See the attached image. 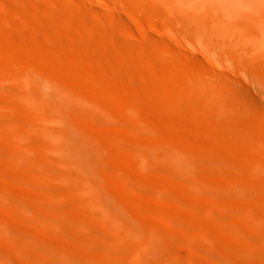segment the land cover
<instances>
[{
    "label": "rangeland",
    "instance_id": "374dc122",
    "mask_svg": "<svg viewBox=\"0 0 264 264\" xmlns=\"http://www.w3.org/2000/svg\"><path fill=\"white\" fill-rule=\"evenodd\" d=\"M157 1L0 0V231L12 232L0 240L1 251L8 253L2 251L1 261L43 264L15 253L26 252L24 239L34 237L62 254L52 258L55 264L64 254L89 255L93 264H131L125 246L142 248L156 218L168 239V264L201 259L199 264H264V90H256L262 109L253 110L255 103L246 104L239 84L218 78L229 74L247 83L238 66L242 47L238 55L225 38L217 52L195 40L178 42L177 17L162 12ZM151 34L157 44L149 41ZM164 40L172 45L170 51ZM198 61L207 69L200 64L201 71ZM26 81L29 92L22 84ZM49 100L65 103L61 112L75 133L72 143L87 156H74L67 145L69 161L59 160L61 143L50 145L56 130L41 121L54 118ZM36 137H44L43 143ZM45 145L49 150L57 145L59 156L53 148L42 152ZM101 203L109 207L107 217L96 209ZM73 205L81 215L68 223L69 210L61 209ZM115 210L126 216L121 232L126 221L139 222V239L126 240L119 233L120 246L108 244L104 235ZM14 212L22 221L21 239L7 227L11 221L5 222ZM23 225L28 228L22 230ZM11 234L17 239L8 240ZM10 247L15 252L9 253ZM105 249L116 250L123 260L102 257ZM207 257L212 261L204 262Z\"/></svg>",
    "mask_w": 264,
    "mask_h": 264
},
{
    "label": "bare ground",
    "instance_id": "6f19581e",
    "mask_svg": "<svg viewBox=\"0 0 264 264\" xmlns=\"http://www.w3.org/2000/svg\"><path fill=\"white\" fill-rule=\"evenodd\" d=\"M100 1H102V2H104L105 0H100ZM157 1V0H156ZM158 2V8L162 11V12H164V13H170V14H172V15H174V16H176L177 17V21H176V24H177V26H178V28H179V30H180V34H181V37L180 36H178V35H176V37L177 38H179V39H176L177 41L178 40H181V41H178V42H181V43H189L190 44V41H194L195 40V44H197V42H198V44H200V43H202V44H204L205 46L206 45H209V48L211 47L210 45H212L213 46V49L216 47L217 49H216V52L218 51V49L220 50V49H223L224 48V41H226L225 39H227V41H226V43H231L232 44V46L231 47H234L235 49V51H237V54L239 55V51H241V50H238V48L240 49L241 47H242V51H241V53H240V55H239V57H240V59H242V62L240 63L239 62V58H237L236 57V55H235V57L238 59V61H237V59H236V61L237 62H235L236 63V65L238 64V63H240L241 65H238V66H241V68L243 67L244 68V74L243 75H241V76H244V79H246L247 78V81L245 80L244 82H247L246 84H242L243 83V81L241 82L240 80V82L237 80V78H236V76L234 77V78H236V79H234V78H232L231 77V75H229V74H221L220 76H218V78L221 80V81H227L228 80V83L229 82H233V83H237V84H239L240 86L238 87V88H240L242 91H243V95H245L246 96V100H245V96H244V100H245V102L247 101V102H249V104H251V103H255V105H254V107H256L257 106V104L256 103H258L259 102V100H261V99H259L258 97H260V96H257L256 95V90H257V88L258 89H262V90H264V0H158L157 1ZM90 3V2H89ZM106 3V2H105ZM114 7H116V6H114ZM88 8H90L89 6H88ZM208 25L210 26L211 25V30L208 28ZM208 28V29H207ZM204 29H205V31H206V29H207V31H209L210 33H208L207 31V33L204 31ZM153 30L156 32V34H158V35H163V33H162V31L160 30V29H158V27L156 28H153ZM18 34V33H17ZM148 36V35H147ZM150 37L148 38V37H146V38H148L149 39V41H151V43L152 44H157L158 43V38L155 36V35H153V34H151V35H149ZM225 38V39H224ZM224 39V40H223ZM173 40H175V38L173 37ZM175 40V41H176ZM146 41H148V40H146ZM223 41V42H222ZM165 46H166V49L167 50H169L170 51V48L172 47V45L167 41V40H164L163 42H162ZM183 43V44H184ZM225 43V44H226ZM191 44H192V42H191ZM228 49V48H227ZM227 49H225V50H227ZM232 50H233V48H231ZM245 49V50H244ZM233 50V51H234ZM227 51H229V50H227ZM226 51V52H227ZM243 51H245V52H243ZM220 52H224V51H220ZM230 53V52H229ZM243 53V54H242ZM221 54V53H220ZM219 54V55H220ZM225 54V56H227V54L226 53H224ZM243 63H245V64H247V67H244V66H242V64ZM197 64H201V62H199L198 61V63ZM198 65V66H199ZM202 65V64H201ZM201 65L199 66V67H201ZM203 66V65H202ZM203 68H205V69H207L205 66H203ZM243 68H242V70H243ZM201 69H202V67H201ZM204 69H202L201 71H203ZM239 70V69H238ZM241 70V71H242ZM237 71V70H236ZM246 72H252V76H254V77H252V78H249V74H247V76H246ZM202 73V72H201ZM25 75V74H24ZM219 75V74H218ZM234 76V75H233ZM241 76H239V78L238 79H240V77ZM26 77V76H25ZM25 77L23 76V77H21V79H25ZM242 79H243V77H241ZM23 79V80H24ZM241 79V80H242ZM243 79V80H244ZM7 80V79H6ZM32 80H34V79H32ZM37 82V81H36ZM232 83V84H233ZM22 84H24L23 86H25L26 87V90H27V92H29L28 91V89H27V87L29 88V85H27V81L25 82V83H23L22 82ZM29 84V83H28ZM52 85V84H51ZM253 86H255V87H253ZM49 88H51V87H49ZM49 88H47V89H49ZM25 89V88H24ZM33 89V88H32ZM239 89V90H240ZM25 90V91H26ZM34 90V89H33ZM53 90H54V88H53ZM240 90V91H241ZM24 91V92H25ZM46 91V90H45ZM242 91H241V93H242ZM258 91V90H257ZM54 92V91H53ZM234 92V91H233ZM31 93H32V91H31ZM31 93H26V94H31ZM34 93V92H33ZM33 93H32V95H33ZM49 93H51L52 94V91H50ZM235 93V92H234ZM22 94V93H21ZM25 94V93H24ZM23 94V96L24 97H22V98H24L25 100H27V98H25V97H29L28 95H24ZM46 94H48V93H46ZM55 94V93H54ZM259 94V93H258ZM32 95L30 96V97H32ZM36 94H34V96H35ZM37 95H38V97L40 96V93L38 94L37 93ZM42 95V94H41ZM49 95V94H48ZM43 97H44V95H42ZM41 96V97H42ZM51 96H53V95H51ZM263 96H264V93H263ZM37 96H36V98H38ZM50 97V96H49ZM54 97V96H53ZM262 97V96H261ZM260 97V98H261ZM46 98V97H45ZM44 98V99H45ZM52 98V97H51ZM55 99L54 100H56V98L57 97H54ZM68 98V97H67ZM185 98V97H184ZM188 98V97H187ZM29 99V98H28ZM33 99V98H32ZM48 99V98H47ZM47 99H45L46 101H47ZM50 99V98H49ZM259 99V100H258ZM59 100V99H58ZM262 100H264V98H262ZM261 100V101H262ZM50 101V100H49ZM62 101H64V100H62ZM66 101H68V100H66ZM66 101H64V102H66ZM70 101V100H69ZM45 102V101H44ZM43 102V103H44ZM51 102V101H50ZM52 102H53V100H52ZM51 102V104L50 105H48L47 107L49 108V110L50 111H52L53 113H54V118L53 119H48L47 117H43V119L41 120V118H40V120L45 124V125H47V127H49L50 128V130L51 129H54V130H56L55 131V133L54 134H51L52 136L54 135V139L53 138H50V139H52L51 140V144L50 145H52V144H56L57 142L56 141H54V140H58V142L59 143H61V147H63V148H60L61 149V154H60V159L59 160H64V161H69V157H67L66 155V151H65V149H66V146L68 145H70L71 146V149L70 150H68V152H70L71 151V153L74 155V156H77V157H79V156H84L83 154H85L86 153V151L84 150H82V149H80L79 147H77V145L75 144V143H72V141H73V139H74V134H73V136H72V134L70 133L71 131H70V127L68 128V126L66 125V122L65 121H68V120H64V119H66V118H64V116L62 115V112L64 111L63 110V105L65 104H59L58 103V105H56V104H54V103H52ZM59 102H60V100H59ZM184 102L185 103H187L188 101L187 100H184ZM237 102V101H236ZM246 102V104H248ZM47 103H48V101H47ZM46 103V104H47ZM63 103V102H62ZM67 103H69V102H67ZM72 103H73V101H72ZM71 103V104H72ZM263 103H264V101H263ZM260 104H261V102H260ZM252 105V104H251ZM251 105H248V106H250V107H252ZM44 106V105H43ZM68 106V105H67ZM261 106L262 107H264V104H261ZM47 107L45 108L46 110H47ZM258 107V106H257ZM257 107L256 108H254L253 110H255L256 109V111H257ZM260 107V106H259ZM259 107H258V110H259ZM262 107H260L261 109H262ZM65 109V108H64ZM264 109V108H263ZM66 110V109H65ZM62 111V112H61ZM184 111V110H183ZM263 111V110H262ZM182 112V111H181ZM47 113H49V114H51L48 110H47ZM65 114V113H64ZM51 115H53V114H51ZM68 116V115H67ZM30 118V117H29ZM68 118V117H67ZM31 120H32V118H30ZM34 123H36L35 122V120L33 121ZM41 122V123H42ZM44 124H43V126H44ZM70 124V123H69ZM33 125V124H32ZM36 125V124H35ZM45 127V126H44ZM33 128V127H32ZM34 130H36V129H34ZM49 129H47V131H48ZM75 131V130H74ZM73 131V132H74ZM38 132V131H37ZM35 133V131H34V133L35 134H37L38 135V133ZM78 132H79V130H78ZM77 132V133H78ZM40 133V132H39ZM50 133V132H49ZM49 133H46L45 134V136L44 137H46V139H48V140H46L45 141V143L47 142V144H48V142H49V138H47V136H50L49 135ZM33 134V133H32ZM34 134V135H35ZM36 135V136H37ZM41 135V134H40ZM82 135V134H81ZM39 136V135H38ZM42 136V135H41ZM41 136H40V138H41ZM44 137H42V141H44L43 139H44ZM75 137H78V135H76ZM82 137V136H81ZM36 138H38V142L40 143H43L41 140H40V138L39 137H36ZM56 138V139H55ZM3 140V142L4 143H6L7 145H8V141L6 140V138H4V139H2ZM75 140V139H74ZM81 141V140H80ZM87 141V140H86ZM55 142V143H54ZM77 142V141H76ZM89 142V141H88ZM83 143H85V142H83ZM86 144H87V142H86ZM91 144V143H90ZM42 145V144H41ZM57 145H59L58 143H57ZM57 145H55V148L57 149L58 147H56ZM92 145V144H91ZM87 146V145H86ZM45 147H47V148H45V149H43L42 148V152L43 151H47V152H50V150L54 147V145L52 146V148L49 150V146H46L45 145ZM83 147H84V145H83ZM83 147H81V148H83ZM88 147V146H87ZM54 149V148H53ZM56 149H54V152H58V153H60V149H58V150H56ZM49 150V151H48ZM25 151V152H24ZM89 151V150H88ZM90 151H91V149H90ZM20 152L21 153H26V150L24 149V150H20ZM46 152V153H47ZM52 153H50V154H53V150L51 151ZM45 153V152H44ZM44 153H42V154H44ZM55 153V154H56ZM58 153L56 154V155H58ZM49 154V155H50ZM94 154V153H93ZM49 155H48V157H49ZM86 155V154H85ZM88 155H90V153H88ZM52 156V155H51ZM59 156V155H58ZM87 156V155H86ZM94 156V155H93ZM23 157V160H22V162L21 163H23V162H25L26 161V157H24V156H22ZM22 157H21V159H22ZM48 157H47V159H48ZM57 157V156H56ZM90 157V156H89ZM86 159H87V157H86ZM90 159H91V157H90ZM50 160V159H49ZM56 160V159H55ZM59 160H58V164H59ZM44 161H45V159H44ZM52 161V160H51ZM49 163H51L50 161H48ZM54 162V161H53ZM53 162L51 163V164H53ZM57 162V161H56ZM55 162V163H56ZM91 162H92V160H91ZM54 163V164H55ZM62 163V162H61ZM189 163V162H188ZM78 164V163H77ZM90 164V163H89ZM44 165V164H43ZM64 164L62 163V165H61V167L63 166ZM86 165H88V164H86ZM46 166V165H45ZM50 166V165H49ZM58 166H60V164L58 165ZM58 166H56L55 165V168L56 167H58ZM65 166V165H64ZM77 167V166H76ZM76 167H74V168H76ZM84 167V166H83ZM63 168H66V166L65 167H63ZM70 168H71V166H70ZM78 169H81V168H78ZM78 169H76V170H78ZM92 169V168H91ZM74 170V169H73ZM81 171V170H80ZM91 171V170H90ZM47 173V172H46ZM45 172H44V174H46ZM48 174H49V172H48ZM38 175V174H37ZM77 175H79V174H77ZM84 175V174H83ZM93 175V174H92ZM24 177H25V175H24ZM36 177V176H35ZM83 177V176H82ZM86 177V176H85ZM37 179H38V177H37ZM39 179H40V177H39ZM89 182H87V184H88ZM84 184H86V183H84ZM88 185H90V184H88ZM87 187H90V186H87ZM86 187V188H87ZM93 187H94V185H93ZM92 186H91V188H93ZM85 188V190H87ZM94 189V188H93ZM96 189V188H95ZM9 191H12L11 189H9ZM90 191V190H89ZM97 191V190H96ZM92 192H95L94 190L92 191ZM7 193H9V192H7ZM26 194V192H22V194ZM37 193V192H36ZM89 193V192H88ZM97 193V192H96ZM12 194V193H11ZM14 194V193H13ZM23 194V195H24ZM90 194V193H89ZM92 194V193H91ZM18 195V194H17ZM37 195H39V194H37ZM37 195H36V197H37ZM97 195V194H96ZM40 196V195H39ZM38 196V198H40ZM103 196V195H102ZM17 197H19V196H17ZM24 197H25V195H24ZM107 197H109V196H107ZM20 198V197H19ZM26 198V197H25ZM21 199V198H20ZM27 199V198H26ZM37 200V199H36ZM38 200H40V199H38ZM7 201V200H6ZM28 201H30V200H28ZM23 204L25 203V200L24 199H22V201H21ZM7 203H8V201H7ZM9 204V206H11L10 205V202L8 203ZM100 206L99 207H96V209L98 210V211H100V215H109V214H107L106 213V211H107V209H109V207H107L106 205L105 206H102L103 205V203H101V204H99ZM12 206H16L15 208L17 209V205H14V204H12ZM42 206V205H41ZM72 206V205H71ZM74 206V205H73ZM14 207H11L13 210H12V213H13V211H15L16 212V210H14L15 208ZM43 207V206H42ZM41 208V207H40ZM139 208V207H138ZM138 208L136 207V206H134L133 207V210H135V212L137 211V213H138ZM20 209H21V207H20ZM69 210V215L67 216V217H65V221H67L68 223H75L74 222V219L75 218H77L78 216H79V214H80V212L78 213V211H76V209H75V206L74 207H70L69 208V206H68V208H66V209H61V210H64L63 212H65V210ZM78 209V208H77ZM58 210H59V208H58ZM60 210V211H61ZM22 211H23V208H22ZM25 211H28V210H25ZM31 211V210H30ZM30 211H28V212H30ZM44 211H46V210H44ZM56 211L57 210H55V213H56ZM59 211V212H60ZM113 211V210H112ZM15 212H14V216L13 215H10V216H13L12 218H9V219H7V221H5V222H8V220L9 221H11V222H8V223H10V224H8L7 225V227L8 228H10L11 230H13L15 233H16V237L18 238H20L21 239V231H20V225H22V224H20V223H22V221L19 223V215L18 214H16V216L18 215V217L19 218H17V217H15ZM24 212V211H23ZM59 212H57L58 214H59ZM61 213H62V211H61ZM104 213V214H103ZM137 213H135V214H137ZM63 214H65V213H63ZM62 214V215H63ZM112 214H114L113 215V217L111 218V222H110V225L111 226H109L108 224H107V226L109 227L108 229H110L107 233L105 232V235H104V238L106 239V241L108 242V244L110 245V246H112V247H117V246H120V242H119V240L120 239H118L117 237H119V233H121L122 235L121 236H123L124 238H126V240H133V237H138V235L140 234L139 233V227H140V224H139V222L138 221H135V220H132V221H126V224H127V228L125 229V231L124 232H121V231H123V229L121 230L120 229V227H122V224H123V221L121 220V219H126V216H124V215H122V214H120L117 210H115L114 211V213H112ZM81 215V214H80ZM33 216V215H32ZM52 216V215H51ZM106 216V217H107ZM41 217V216H40ZM54 217V216H53ZM59 218H60V216H58ZM82 217V216H81ZM37 218V217H36ZM56 218V217H55ZM63 218V217H62ZM152 217H150V219H151ZM1 219H3V218H1ZM10 219H12V220H10ZM18 219V220H17ZM39 219V218H38ZM41 219V218H40ZM78 219V218H77ZM84 219V218H83ZM105 218H103V220H104ZM130 219V218H129ZM6 220V219H5ZM102 220V219H101ZM37 221V220H36ZM43 221V220H42ZM106 221V220H105ZM151 221H153V223H154V225L155 226H152L154 229H153V232L151 233L152 234V236H150V237H147L146 239H145V242H144V245H143V247L142 248H138V247H136V246H134L133 244H129V245H126L125 246V250L127 251V253L129 254V256H130V259H127L128 261H130L131 262V264H152V262H151V259L150 258H154V260H156L155 261V263L154 264H168V257H166V254H165V252H166V248H167V245H168V239H166V237H165V235L162 233V231H161V228H162V223L158 220H156V218H154V219H151ZM41 222V221H40ZM39 223V222H38ZM38 223H35V224H38ZM102 223H103V221H102ZM6 224V223H5ZM43 224V223H42ZM63 224V223H62ZM61 224V225H62ZM104 224V223H103ZM1 225H3V224H1ZM39 225H41V224H39ZM50 225V224H49ZM65 225V224H64ZM123 225H125V224H123ZM35 226L36 225H34V228H35ZM78 226V225H77ZM104 226H106L105 224H104ZM1 227V226H0ZM24 227H26V226H22V230H24L25 228ZM33 227V226H32ZM42 227H45V226H42ZM46 227H48L47 225H46ZM80 227V226H79ZM24 228V229H23ZM26 228H28V226L26 227ZM39 228H40V226H39ZM83 228V227H82ZM124 228V227H123ZM9 229V230H10ZM30 229H32L31 227L29 228V230ZM148 229V228H147ZM29 230H28V232H29ZM35 230H36V228H35ZM41 230V229H40ZM40 230H36V231H39L38 233H40ZM49 230V229H48ZM150 230H152V229H150ZM3 231V230H2ZM31 231V230H30ZM32 231L34 232V230L32 229ZM43 231H45V229L43 230ZM24 232V231H23ZM22 232V233H23ZM26 232V231H25ZM24 232V233H25ZM33 232H31V235H32V233ZM0 233L2 234V232L0 231ZM10 233H12V232H10ZM8 231H3V234H2V238H1V234H0V240H5V239H7V236H9L8 234H10ZM27 233V232H26ZM30 233V232H29ZM42 234H44L43 232H41ZM146 233H147V231H146ZM145 233V234H146ZM33 234H36L35 232L33 233ZM42 234H40L41 236H44V235H42ZM117 234H118V236H117ZM143 234V233H142ZM145 234H144V236H145ZM151 234H149V235H151ZM13 235H14V233H13ZM12 234H11V236L9 237V239L8 240H15V239H17L16 237L14 238V236H13ZM48 235V234H47ZM148 235V234H147ZM36 236H38L37 234H36ZM51 236H52V234H51ZM140 236H143V235H140ZM12 237H13V239H12ZM30 237V236H29ZM48 238H46V239H48L49 241H50V237H49V235L47 236ZM81 237V236H80ZM18 238V239H19ZM34 238V237H33ZM33 238H31L30 237V240L27 238V240H26V238L24 239L25 241H24V243L26 242L27 243V246H25V247H27V251L25 252V251H23V250H17V252H15L14 251V249L16 248H19L18 247V244H17V247H14V249L12 250V251H14L17 255H19V256H21V255H25L26 254V256L28 255V257L30 256L31 258H40V260L42 261V263L43 264H55L54 263V260H55V258L56 257H58V256H55L56 254H60V252L58 251V250H55L56 248L55 247H48V246H46V245H44V244H42V243H40V242H38V241H36V240H34ZM38 238V237H37ZM40 238V237H39ZM52 238V237H51ZM140 237H138V239H139ZM82 239H83V237H82ZM84 239H86V238H84ZM88 239V238H87ZM104 239V240H105ZM143 239V238H142ZM7 240V242H10V241H8ZM89 240V239H88ZM92 241V240H91ZM7 242H6V244H7ZM14 242V241H13ZM51 242V241H50ZM106 242V243H107ZM129 242V241H128ZM21 243H23V241H21ZM21 243H19V245L21 244ZM83 243V242H82ZM5 244V245H6ZM76 244V243H75ZM74 244V248H75V246H77V245H75ZM1 245V247H3L2 246V244H0ZM5 245H4V247H5ZM23 245V244H22ZM22 245H20V246H22ZM55 246H56V244H54ZM109 245H108V247H109ZM7 246H9V245H6V247ZM79 246V245H78ZM5 247V249H8V248H6ZM24 247V246H23ZM87 247V246H86ZM141 247V246H140ZM89 248V247H88ZM110 248V247H109ZM11 249H12V247H10V250H8V252L10 253V252H12L11 251ZM61 249V248H60ZM63 249V248H62ZM76 249V248H75ZM87 249V248H86ZM104 249V248H103ZM3 250H4V248H3ZM2 250V251H3ZM26 250V249H25ZM77 250L78 249H76V252H77ZM89 250V249H88ZM2 251H1V248H0V256H1V253H2ZM5 251V250H4ZM7 251V250H6ZM6 251H5V253H6ZM61 251V250H60ZM66 251V250H65ZM78 251H80V250H78ZM104 251V253H105V251L107 252V249H105V250H103ZM45 252L47 253V252H49V255L48 256H46V254H45ZM76 252L74 251V253L76 254ZM98 252H99V256H101V254H103L102 252H100V250H98ZM4 253V252H3ZM13 253V252H12ZM11 253V254H12ZM51 253V254H50ZM61 253H64V252H61ZM85 253V252H84ZM101 253V254H100ZM124 253V252H123ZM207 253V252H206ZM205 253V254H206ZM212 253V252H211ZM6 254H8V253H6ZM201 254V253H200ZM203 254V253H202ZM201 254V255H202ZM210 254V253H209ZM14 255V254H13ZM12 255V256H13ZM60 255H62V254H60ZM65 255V256H64ZM63 255V258H60L61 259V261L59 262L60 264H73L74 263V261H76L77 263H79V264H93L92 262H91V260H89V259H86V258H84V257H82L81 256V254H80V256H76V257H71V255L69 254V255H66V254H64ZM125 255V254H124ZM14 256H16V255H14ZM13 256V257H14ZM51 256V257H50ZM106 256H108L109 258H111V259H114L115 261H122L123 260V258H121V257H123L122 255H120L116 250H112V249H109V251L107 252V253H105L104 254V256H102V257H106ZM205 256V255H204ZM101 257V258H102ZM107 257V258H108ZM127 257V256H126ZM198 257H201L200 255H198ZM206 257V256H205ZM208 257H210L209 255H208ZM208 257H207V260L205 259L204 260V262H206V261H212V260H210V259H208ZM21 258H23V256L21 257ZM20 257L18 258L19 260L18 261H20V259H21ZM52 258H54V260L52 259ZM91 258V257H90ZM127 258H129V257H127ZM15 259V258H14ZM13 259V260H14ZM94 259V258H93ZM105 259V258H104ZM124 259H126V258H124ZM196 259H200V258H196ZM23 260V259H22ZM182 260V259H181ZM25 261H26V259H24V262H22V261H20L22 264L24 263L25 264ZM196 261V260H195ZM208 261V262H209ZM34 261H32V262H26V264H36V262L35 263H33ZM102 262V261H101ZM183 262V261H182ZM185 262V261H184ZM199 263L200 262H202V259H201V261H198ZM203 262V263H204ZM218 262H219V260H218ZM58 262H56V264H57ZM188 263V262H187ZM194 264H199V263H197V262H193ZM217 263V262H216ZM0 264H15V263H12V262H10V261H7V260H5V261H1V259H0ZM39 264H41V263H39ZM95 264V263H94ZM183 264V263H182ZM191 264V263H190Z\"/></svg>",
    "mask_w": 264,
    "mask_h": 264
}]
</instances>
